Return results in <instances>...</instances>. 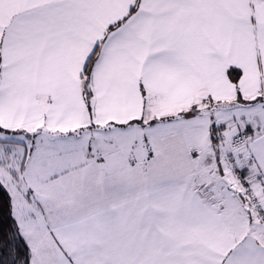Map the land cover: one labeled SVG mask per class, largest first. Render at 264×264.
Listing matches in <instances>:
<instances>
[{"label": "snow or ice", "instance_id": "6c2138e0", "mask_svg": "<svg viewBox=\"0 0 264 264\" xmlns=\"http://www.w3.org/2000/svg\"><path fill=\"white\" fill-rule=\"evenodd\" d=\"M0 264H264V0H0Z\"/></svg>", "mask_w": 264, "mask_h": 264}]
</instances>
